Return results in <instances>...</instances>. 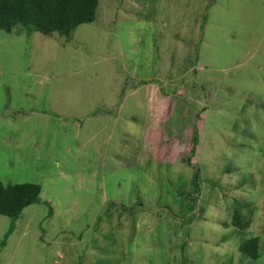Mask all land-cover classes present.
Listing matches in <instances>:
<instances>
[{
    "label": "rangeland",
    "instance_id": "obj_1",
    "mask_svg": "<svg viewBox=\"0 0 264 264\" xmlns=\"http://www.w3.org/2000/svg\"><path fill=\"white\" fill-rule=\"evenodd\" d=\"M0 182L42 187L0 216V264H264V0H101L69 37L0 32Z\"/></svg>",
    "mask_w": 264,
    "mask_h": 264
},
{
    "label": "trees",
    "instance_id": "obj_2",
    "mask_svg": "<svg viewBox=\"0 0 264 264\" xmlns=\"http://www.w3.org/2000/svg\"><path fill=\"white\" fill-rule=\"evenodd\" d=\"M100 1L0 0V32L12 34L16 28L22 27L42 35L69 37L77 28L95 22ZM41 193L42 187L38 184L5 186L0 182V216L17 221L24 210L40 204ZM240 211V207L234 209L231 222L235 229L245 232L251 219L246 220ZM248 236L243 237L238 250L250 260L249 263H254L261 258L260 240L251 233Z\"/></svg>",
    "mask_w": 264,
    "mask_h": 264
},
{
    "label": "crops",
    "instance_id": "obj_3",
    "mask_svg": "<svg viewBox=\"0 0 264 264\" xmlns=\"http://www.w3.org/2000/svg\"><path fill=\"white\" fill-rule=\"evenodd\" d=\"M147 95H148V94H147ZM148 96H149V95H148ZM146 106H147V105H146ZM148 112H149V111H148ZM148 126H149V125H148V122H147V127H148ZM138 154H139V153H138ZM143 159H144V158H141V161H142V162H143ZM144 163H147V162H143V164H144Z\"/></svg>",
    "mask_w": 264,
    "mask_h": 264
}]
</instances>
